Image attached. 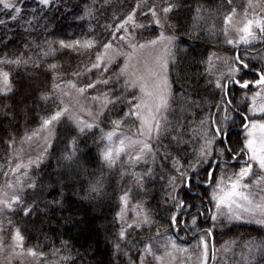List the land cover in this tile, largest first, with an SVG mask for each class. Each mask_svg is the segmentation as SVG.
I'll return each mask as SVG.
<instances>
[{
  "label": "snow or ice",
  "instance_id": "snow-or-ice-1",
  "mask_svg": "<svg viewBox=\"0 0 264 264\" xmlns=\"http://www.w3.org/2000/svg\"><path fill=\"white\" fill-rule=\"evenodd\" d=\"M27 3L0 0V264L84 260L43 232L69 193L112 208L101 264H264V0H92L79 36Z\"/></svg>",
  "mask_w": 264,
  "mask_h": 264
},
{
  "label": "trees",
  "instance_id": "trees-1",
  "mask_svg": "<svg viewBox=\"0 0 264 264\" xmlns=\"http://www.w3.org/2000/svg\"><path fill=\"white\" fill-rule=\"evenodd\" d=\"M98 2L102 3L103 0H98ZM200 2L205 3L206 0H200ZM91 3L92 0H71L70 3H67V0H57V5L53 6L50 15L56 17L55 22L58 26L59 32H66L69 34L75 33L76 36H79L81 31L87 32V18H85L83 21H80L74 19V17L82 13L83 5L87 4L91 6ZM35 6V0H28V3L25 5L26 8ZM65 7L71 8L72 11L65 12ZM110 11V9L105 10V14L110 15ZM2 18H4V16L0 15V19ZM97 19H100L101 23L103 22V19L99 16V14H97ZM4 30L5 29L0 28V32H3ZM13 35L16 37L15 42L10 43L8 48L4 49V51L11 52L17 50L18 44L21 43V40L18 38V36H23L24 33L22 30L17 29V33ZM182 39L187 38L182 37ZM255 47L256 49L260 50L261 48H264V45L256 43ZM227 50L228 49H225V51ZM202 51L203 49L197 48L195 52L190 50V54L194 56L198 52ZM181 55H183V53H181ZM186 63L190 64L191 62L188 61ZM255 63L258 65L259 61H256ZM10 70L14 73V75L24 72L23 68H12ZM189 71L192 73L202 72L203 68L190 67ZM200 83L202 84L203 81L201 80ZM3 147L4 146L0 144V151L3 150ZM60 147L63 148V145ZM59 155L60 152L56 151L55 155L51 157L50 161L48 162L49 170L56 168L57 157ZM81 195H83V193H81ZM78 200L79 197L69 193L66 201L67 205L70 206L69 210L62 213L63 219L60 218L61 213H54L51 219L47 222V226L43 229V232L52 236L53 238L60 236L63 239L72 241L77 250L85 253L84 260L82 262H78V264H101V262L107 261L109 258H111V245L106 237L107 234L112 231L107 227L112 214V208L106 204L97 205L95 203L90 204L87 201L78 202ZM114 203L115 201H113V205ZM259 227L260 226L253 225L250 228H241L238 231L240 233L250 232L252 236H259L261 235V233L257 231ZM236 234V230L227 234H221L218 232L216 238V247L220 242ZM39 236V232L33 234V239L30 240L29 243H34L35 238ZM41 243H44V241L41 240ZM57 246H59L58 242Z\"/></svg>",
  "mask_w": 264,
  "mask_h": 264
},
{
  "label": "rangeland",
  "instance_id": "rangeland-1",
  "mask_svg": "<svg viewBox=\"0 0 264 264\" xmlns=\"http://www.w3.org/2000/svg\"><path fill=\"white\" fill-rule=\"evenodd\" d=\"M257 50H259V49H257ZM257 226H259V225H257ZM226 240V239H225ZM224 241H222V242H220L219 244H217V249H219L220 248V245L223 243ZM217 255H220V253H217ZM192 259H194V258H192ZM210 264H211V261H210Z\"/></svg>",
  "mask_w": 264,
  "mask_h": 264
}]
</instances>
